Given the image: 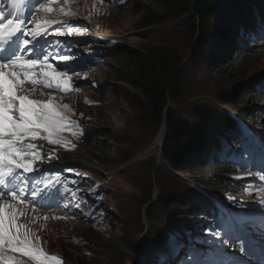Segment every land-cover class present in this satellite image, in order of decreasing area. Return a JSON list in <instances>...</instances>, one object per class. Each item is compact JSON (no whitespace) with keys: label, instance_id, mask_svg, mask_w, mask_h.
<instances>
[{"label":"rangeland","instance_id":"374dc122","mask_svg":"<svg viewBox=\"0 0 264 264\" xmlns=\"http://www.w3.org/2000/svg\"><path fill=\"white\" fill-rule=\"evenodd\" d=\"M54 4V7L52 6L54 16L62 20L61 24H68L65 27L72 26L71 28L76 31V35L73 36L72 33L69 34L68 29H61V24H54L49 29L57 27L65 33L64 36H54L65 47L60 54L71 57L68 59L69 62L76 61L85 55H97L96 58L100 62L91 61L86 63L85 67L79 68L65 67V64H62L59 68L63 71H67L68 68L74 69V72L69 73L71 89L68 92H62L54 88L50 93L35 91L32 94L43 98L54 97L53 102L57 105L68 104L70 110L63 111L71 121H77L81 127L83 126L81 134H88L87 129L90 128V131L95 133L93 143L97 147L106 148L109 160H117L126 173L117 174L111 180L112 187L99 188L100 191H95L97 185H103L102 180L92 174L90 177H93L97 185L88 182L86 186L85 181L71 169L77 166L88 171V174L94 171L92 166L94 164L89 162L95 161V155L87 152V144L84 141L79 140L80 143H76L75 138L69 137L73 140L75 147H82L74 155L73 152L62 150L58 145H50L44 140H39L54 156L51 159V166L42 170L43 174H47L43 182L49 184V181H52V183L50 187L43 188L40 193L41 197L48 199L44 203L45 207L43 208L42 199L41 204L35 203L37 206L35 212L30 208L28 212L30 215L44 214L43 223L32 217L28 227L30 226L37 233L40 241H46L49 250L59 253H64L63 248H67L74 250L75 255L89 254L90 250H95L97 244L107 242L111 234L130 237L134 246L138 244L145 248H149L150 245L154 246L158 238L165 239L167 225H171L174 229L175 222L179 223V220L183 218L187 221L198 218L186 216L190 215L186 211L169 212L167 208L157 204V200L163 193L167 198L171 193L181 192L185 185L192 184V178L189 173L175 172L173 167L165 166L157 157V146L146 152L157 134H154L155 128L143 125L140 121V116L144 111L143 104L132 102L129 98L131 97L129 94L136 93V91L115 78L116 68H121L119 61L114 60L118 46L128 50H148L161 46L158 41L163 40L165 46L178 52L186 68V94L184 96L186 100L179 106L176 105L178 111L182 109V103L189 106L208 100L229 114H235L236 110L243 115L250 112L252 122L259 124L263 132L264 113L261 111L264 112V103L253 99L252 94L255 92L250 90L249 85L242 87L240 82L245 80L249 82L251 74L264 62V58L259 62L254 60L251 62L253 67L243 69L242 76L234 84L235 95L233 97L229 91L230 87H223V91L227 92L223 93V100L213 97L201 99L199 98L200 93L211 88L213 77L208 66H204L201 60L193 63L191 57L192 43L198 35V23L194 28L195 33L192 32L187 27L188 18L167 13L166 6L161 0H67V2L54 0ZM62 7L65 11L73 13L68 16L61 13L62 18L67 19L65 21L59 14V9ZM149 11L154 12L158 20L153 24H144L145 15ZM42 18V11H36L35 18L31 22L32 27L35 26L37 20H43ZM70 23L72 25H69ZM202 28L204 32L202 38L205 35L209 36L205 39L207 45H212V43L215 45L218 42V38L216 40L210 38L214 34V29L217 30V35L223 33L228 35V39L237 33L231 25L226 28H216L212 20L205 23ZM93 32H96L99 37L103 34L105 39L111 41V45L105 41L95 42ZM240 92L245 95L240 100H236ZM230 103L233 104L230 105ZM245 110L246 113H244ZM205 131L203 130V133ZM256 135L262 136L261 134ZM82 143H84L83 146ZM263 145L262 143L264 150ZM61 146L65 147V145ZM66 146L71 148L72 144ZM231 154L233 152H227V156ZM140 155L143 159L134 161ZM256 171L257 167H253V172ZM52 173H60V176L52 178L49 176ZM72 180H77V184H72ZM119 181L123 182L119 183ZM58 183L64 186L56 187ZM101 191L103 194L99 197ZM228 192L230 191L223 192L224 199ZM145 194L148 197L154 195L151 197L152 201L146 202ZM173 196L170 195V197ZM48 204L49 207L46 206ZM77 205L79 207H76ZM45 216L48 217L47 220L44 219ZM252 234L253 232H250L249 235ZM200 236L206 237L205 235ZM207 239L209 240L205 243L206 247L217 248L214 241L217 238L214 235H208ZM231 239L234 241L232 248L228 250L231 256L241 255L237 246L241 241L235 240L233 234ZM170 251L172 252V248Z\"/></svg>","mask_w":264,"mask_h":264},{"label":"trees","instance_id":"16d2710c","mask_svg":"<svg viewBox=\"0 0 264 264\" xmlns=\"http://www.w3.org/2000/svg\"><path fill=\"white\" fill-rule=\"evenodd\" d=\"M161 1L165 4L167 13L187 17V27L192 32L198 23V35L192 43L191 57L193 61L196 58L201 59L209 67L213 77L211 88L200 93L199 98L213 97L223 100V93H227L223 91V87H230L232 95L234 84L242 76L243 69L253 67L251 62H259L264 58V0ZM157 20L155 13L149 11L145 15L144 24H153ZM211 20L216 28L231 25L237 33L228 39V35H217V30L214 29L216 35L213 34L210 38H218V42L207 45L205 39L209 36L202 38V27ZM158 43L161 46L148 50H117L115 59L119 61L121 68H116V77L136 91L130 100L143 104L144 111L140 117L143 125L155 128L156 132L162 123L165 124L161 159L169 166L189 173L191 178L196 177L195 186L185 185L181 196L171 193L165 198L163 191L161 192L163 194L157 204L167 208L169 212H175L183 210L184 205L188 207L191 199L198 197V187L220 190L226 188L224 180L233 172L219 157L216 159L217 149L221 141L225 140L235 149L242 150L244 134L235 127L229 114L226 116L217 105L208 100L189 106L182 103V109H176V105L179 106L186 100V68L175 49L165 46L163 40ZM251 75L255 77V83L249 85L250 90L255 92L252 94L253 99L263 103L264 94L257 91H260L263 83L261 80L264 79V62ZM244 95L240 92L236 100ZM246 112L245 110L244 113ZM235 114L248 129V121L252 120L251 113L243 115L236 110ZM203 125L211 126L215 135L196 131L197 126ZM88 147L97 160L93 162L95 165H120L117 160H109L106 148L97 147L95 143H89ZM63 249L68 259L63 264H133L135 261L131 238L116 234H111L107 242L97 244L94 251L90 250L89 253L93 254L91 257L82 254L75 256L69 250Z\"/></svg>","mask_w":264,"mask_h":264},{"label":"snow or ice","instance_id":"6c2138e0","mask_svg":"<svg viewBox=\"0 0 264 264\" xmlns=\"http://www.w3.org/2000/svg\"><path fill=\"white\" fill-rule=\"evenodd\" d=\"M36 2L39 6L36 11L45 14L54 11V0ZM25 3L26 0H12L14 8L22 7ZM59 12L65 16L73 15L63 7ZM5 19V12L0 11V53H8L0 56V264H25L23 258L34 264H62L58 257L46 254L37 233L21 222V218L28 215L29 204L33 205V212L37 207L34 201L27 199L21 185L28 182L26 174L39 171L34 165L43 159L34 142L46 140L50 145L66 146L68 142L63 133L71 131L73 126L79 127L63 111L70 110L68 104L57 105L53 102L54 97L41 102L30 99V94L37 90V85L68 92L71 89L69 73L74 69L57 71L59 65L54 67L49 62V54L39 44L52 25L61 24V21L37 20L33 28L26 29L25 21L19 16L6 19V22ZM68 32H72L71 27ZM54 35L64 36L65 33L57 28ZM9 49L12 51L9 52ZM57 59L67 61L69 57L59 56ZM29 84L32 85L31 89L26 87ZM72 134L76 135V132ZM52 158L54 156L49 153V159ZM51 183L49 181L45 187ZM260 191L264 192V189ZM39 194L37 191L31 193L34 198ZM5 197H10V200Z\"/></svg>","mask_w":264,"mask_h":264},{"label":"bare ground","instance_id":"6f19581e","mask_svg":"<svg viewBox=\"0 0 264 264\" xmlns=\"http://www.w3.org/2000/svg\"><path fill=\"white\" fill-rule=\"evenodd\" d=\"M15 12L16 13H18L17 12V10H15ZM11 13V12H10ZM11 15L9 14L8 16H6V18H8V17H10ZM101 36L105 39V36L103 35V34H101ZM55 48L53 47L52 49H51V55L54 57V60H55V62L56 61H62V60H58L57 58H58V56H57V54L59 53V52H55V50H54ZM126 49L127 48H122V47H120V45L118 46V50H120V51H126ZM62 62H64V61H62ZM69 62V61H68ZM248 80H245V81H242V82H240V84H242V87H244V86H247V85H251L253 82H255V78H253V79H251L249 82H247ZM244 85V86H243ZM235 86V85H234ZM235 95V91H234V93L232 94V97ZM37 97H41V96H38L37 95ZM29 98H36V96L35 95H33V94H30V97ZM37 100H39V101H41V102H47L49 99H50V97H47V98H43V99H38V98H36ZM223 106H224V104H223ZM250 110V109H249ZM223 113L226 115V116H228V113L226 112V111H223ZM211 128V126H207V125H203V126H197V128H196V130H198V131H200V132H203V130H208V132L209 133H211V131L209 130ZM212 129V128H211ZM162 126H160V130H159V133H158V136H157V139L156 140H154L153 141V143H152V145H151V148L152 147H154L155 145H156V143H158L159 141H160V139H161V135H162ZM213 133V132H212ZM34 143H36L37 144V146H38V149L41 151V155H42V157H44V159L45 160H47V161H49L50 159H49V153H50V151L47 149V147H45L44 145H43V143L41 142V141H39V140H37V141H35ZM239 144L241 143V141H239L238 142ZM222 146V145H221ZM149 150V149H148ZM224 151H225V149H224V147L222 146V150L221 151H218L217 152V157H219L221 160H223V159H225V158H223V155H224ZM139 158H141V155L140 156H138ZM135 160H137V158L135 159ZM39 166H40V163H38L36 166H34V167H36V168H39ZM111 167H113V168H116L115 166H112V165H110V168H107V169H105V171H113L114 169L113 168H111ZM171 167H173V166H171ZM228 167H230L232 170H233V173H232V178L234 177V176H236V175H238V172L235 170V168L234 167H236V165H235V163H234V161H233V159L231 158V160H230V165L228 166ZM117 169V168H116ZM35 173L36 172H33V173H31V174H26L27 175V180L28 179H31V178H33L34 177V175H35ZM118 173H120V172H118ZM117 173V174H118ZM185 173V172H184ZM236 173V174H235ZM231 175V174H230ZM230 175H227V176H230ZM224 177H226V176H224ZM195 178H192V181H191V183H194V186H195ZM260 182L259 183H262L261 182V180H259ZM121 182H123V181H121ZM120 181H119V183H121ZM236 182H237V184L236 185H233V186H228V187H226L224 190H220V189H205V188H202V187H198V192H199V195H198V197H195V199H191V202H196V201H198L197 203H196V205L194 206V209L196 210V211H199V212H202V211H210V210H212V207H210V206H206V205H204V201H203V199L205 198V199H216V198H218L219 199V197L220 196H222L221 194L223 193V191H226V190H228V191H230V196L231 197H229V199H224V201L225 202H229V203H231L232 204V202L234 201V200H236V199H238V198H240L242 195H243V197H244V195H245V193L243 194L242 192L244 191V190H246L245 189V187H244V183L243 182H245V179H244V177H238L237 179H236ZM185 188V187H184ZM249 190V192H254V190H252L251 188H249L248 189ZM183 191V190H182ZM182 191L181 192H179V193H175V195H183L182 194ZM147 197H148V195L147 194H145ZM153 197V196H152ZM262 197V196H261ZM248 198V197H247ZM147 199H149V198H147ZM151 199V198H150ZM149 199V200H150ZM149 200H146V202H150ZM258 204H259V208H261V209H263L264 208V201L263 200H258ZM190 207H192L191 205L189 206V208ZM182 208L183 209H186V208H188L187 206H182ZM189 216H191V215H189ZM200 217H205L204 215H199ZM232 216L233 215H230V217L232 218ZM32 217H34L38 222H40V223H43V214H35V215H30L29 213H28V215L26 216V217H23V218H21V222H23V223H25V224H27V225H29L30 224V222H31V218ZM192 217H194V216H192ZM223 217H224V215L223 214H221V213H219V214H216V218L219 220V222H222V220H223ZM239 220H241V218L239 219ZM196 224H198V225H196ZM187 226H192V228H196V227H198V229L202 232V233H204L205 235H207V231L208 232H211V226H210V224L209 223H207V227L205 226V225H203V219L202 218H200V219H195V218H192V219H190V220H188L187 221ZM30 227V226H29ZM255 227H258L257 225L255 226ZM221 230H222V234H221V239H222V242L224 241L227 245H228V249H231L232 248V246H233V244H234V241L231 239V235L232 234H234V225H231L227 230H225L224 228H221ZM251 231H253V230H251ZM172 232L173 233H175L176 235H177V237H176V239L179 241V242H183L184 240H185V235H183L179 230L178 231H174V230H172ZM165 235H168V232L167 231H165ZM195 244H198V243H196L195 241H193V240H191V239H189L188 240V244L187 245H184L183 246V248H182V250L178 253V255L180 256L178 259H177V264L179 263V264H187V262H186V259L184 258V260L182 259V256H183V252H185L187 255L190 253V251L192 250V247L195 245ZM158 245V248H160L161 246H162V244L161 243H158L157 244ZM183 245V244H182ZM199 245V244H198ZM168 246L166 245V244H164V246H163V249H164V251H165V249L167 248ZM137 248V249H136ZM132 251L134 252V253H140V254H143V255H145V257H147V258H149V257H154V255H155V253L157 252V248H155V247H153V246H151L150 245V247L149 248H145V247H143V246H140V245H136V247L134 246V249H132ZM173 255H175V254H173L171 251L169 252V251H167V254H164L163 255V262H164V264H169L170 263V261L172 260L171 259V257H173ZM138 256H139V254H138ZM214 256H218V257H221V256H219L218 255V252H217V249H216V247L215 248H213V247H211V248H209V249H207L206 250V252H205V254H202V255H200V256H198L196 259H192V261L193 262H196L197 260H199V261H201V262H203V261H206L208 258H210V257H214ZM177 257V256H176ZM142 259V261H143V258L142 257H140V259H138V260H141ZM136 261V260H135ZM147 261V260H146ZM25 264H28L27 262H25ZM163 264V263H162Z\"/></svg>","mask_w":264,"mask_h":264}]
</instances>
